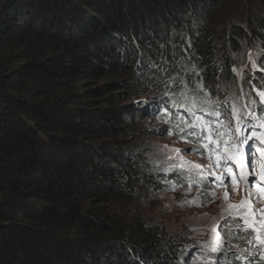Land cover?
Segmentation results:
<instances>
[{
    "label": "trees",
    "instance_id": "16d2710c",
    "mask_svg": "<svg viewBox=\"0 0 264 264\" xmlns=\"http://www.w3.org/2000/svg\"><path fill=\"white\" fill-rule=\"evenodd\" d=\"M259 1L0 0V264H186L158 226L113 213L186 182L128 137L172 105L262 113L244 60L249 39L264 68ZM156 79L149 107L120 108Z\"/></svg>",
    "mask_w": 264,
    "mask_h": 264
},
{
    "label": "rangeland",
    "instance_id": "374dc122",
    "mask_svg": "<svg viewBox=\"0 0 264 264\" xmlns=\"http://www.w3.org/2000/svg\"><path fill=\"white\" fill-rule=\"evenodd\" d=\"M241 1L243 5L246 3V0H232L233 8ZM250 1L259 5L256 0ZM260 4L264 5V1ZM255 43L248 39L244 44V60L250 66L249 72L245 73L253 75L251 72L255 67L256 76L261 74L264 79L262 61L256 57L258 44ZM155 81L156 90L149 89L142 99L120 90L123 94L119 97L120 108L133 104L149 107L153 98L164 93V81ZM171 90L173 93L180 89ZM238 117L245 120L249 116L239 113ZM141 122L128 137L129 140L132 138L130 147L144 146L152 150L170 172H181L196 178L198 183L167 182L171 187L162 191L139 192L126 200L112 199L114 215L126 225L135 219L158 226L164 240L182 245L187 264H264V197H256L249 185L228 182L225 174L210 165L206 156H199L200 145L170 133L169 125L157 120L156 116L146 118L145 124ZM242 124L238 129L247 126L246 122ZM259 128H264L262 123Z\"/></svg>",
    "mask_w": 264,
    "mask_h": 264
},
{
    "label": "snow or ice",
    "instance_id": "6c2138e0",
    "mask_svg": "<svg viewBox=\"0 0 264 264\" xmlns=\"http://www.w3.org/2000/svg\"><path fill=\"white\" fill-rule=\"evenodd\" d=\"M262 97V102H264V93H258ZM202 119V118H201ZM188 127H196V124H189ZM247 131L246 129H238V135L234 137L232 146L237 149V151L240 150V147L244 146V155H245V162L242 168H247L249 170L248 177L242 176L241 179H246V182L249 183H257L262 191H264V176L261 177V181L254 182L250 181V177L252 175L251 173V160H252V143H250L253 136H256V139L261 140V143H264V139H262L260 136H258L255 132H251L249 135H244V132ZM195 134V133H192ZM222 135V134H221ZM207 147V145H205ZM195 167L200 168L201 165H196ZM219 179V178H218ZM226 198H227V192H226Z\"/></svg>",
    "mask_w": 264,
    "mask_h": 264
},
{
    "label": "clouds",
    "instance_id": "9594fccd",
    "mask_svg": "<svg viewBox=\"0 0 264 264\" xmlns=\"http://www.w3.org/2000/svg\"><path fill=\"white\" fill-rule=\"evenodd\" d=\"M168 167V166H167ZM171 174H174V176H180V172L179 173H172L170 172ZM183 176L186 178L185 180L188 181L190 180V177H188L186 174H183ZM189 182V181H188ZM187 259V258H186ZM188 263V259L186 260V264Z\"/></svg>",
    "mask_w": 264,
    "mask_h": 264
}]
</instances>
